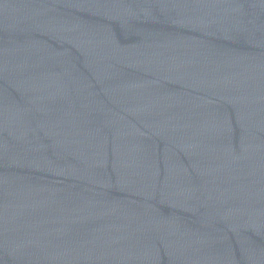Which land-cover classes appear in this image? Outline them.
Masks as SVG:
<instances>
[{
  "label": "water",
  "instance_id": "water-1",
  "mask_svg": "<svg viewBox=\"0 0 264 264\" xmlns=\"http://www.w3.org/2000/svg\"><path fill=\"white\" fill-rule=\"evenodd\" d=\"M0 264H264V0H0Z\"/></svg>",
  "mask_w": 264,
  "mask_h": 264
}]
</instances>
